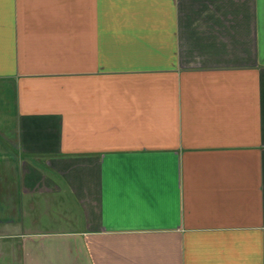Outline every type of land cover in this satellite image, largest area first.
<instances>
[{
	"label": "crops",
	"instance_id": "0c3cea01",
	"mask_svg": "<svg viewBox=\"0 0 264 264\" xmlns=\"http://www.w3.org/2000/svg\"><path fill=\"white\" fill-rule=\"evenodd\" d=\"M0 264H264V0H0Z\"/></svg>",
	"mask_w": 264,
	"mask_h": 264
}]
</instances>
